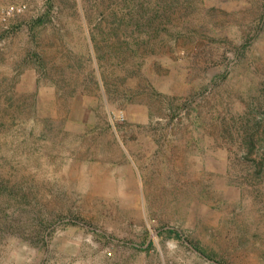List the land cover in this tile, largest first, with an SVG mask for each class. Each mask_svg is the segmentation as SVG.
<instances>
[{
    "label": "rangeland",
    "instance_id": "obj_1",
    "mask_svg": "<svg viewBox=\"0 0 264 264\" xmlns=\"http://www.w3.org/2000/svg\"><path fill=\"white\" fill-rule=\"evenodd\" d=\"M0 264H264V0H5Z\"/></svg>",
    "mask_w": 264,
    "mask_h": 264
},
{
    "label": "built area",
    "instance_id": "obj_2",
    "mask_svg": "<svg viewBox=\"0 0 264 264\" xmlns=\"http://www.w3.org/2000/svg\"><path fill=\"white\" fill-rule=\"evenodd\" d=\"M24 11V4H8L5 0H0V25L8 24L12 19L22 15Z\"/></svg>",
    "mask_w": 264,
    "mask_h": 264
}]
</instances>
